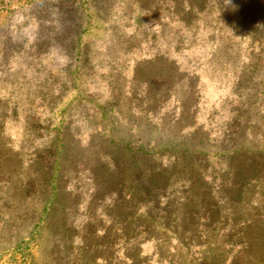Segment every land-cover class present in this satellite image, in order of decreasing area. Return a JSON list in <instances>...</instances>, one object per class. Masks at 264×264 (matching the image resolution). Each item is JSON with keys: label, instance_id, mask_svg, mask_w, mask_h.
Returning a JSON list of instances; mask_svg holds the SVG:
<instances>
[{"label": "rangeland", "instance_id": "1", "mask_svg": "<svg viewBox=\"0 0 264 264\" xmlns=\"http://www.w3.org/2000/svg\"><path fill=\"white\" fill-rule=\"evenodd\" d=\"M62 1L0 0V264H264V23H227L264 19V0H76L89 8L77 19ZM72 21L86 28L74 57ZM193 153L207 183L195 190ZM132 154L165 171L159 198L95 189L102 165ZM48 167L56 189L19 190ZM209 192L218 214L192 210Z\"/></svg>", "mask_w": 264, "mask_h": 264}, {"label": "trees", "instance_id": "2", "mask_svg": "<svg viewBox=\"0 0 264 264\" xmlns=\"http://www.w3.org/2000/svg\"><path fill=\"white\" fill-rule=\"evenodd\" d=\"M68 1H70V0H68ZM75 1L76 0L72 1V5L74 7L73 10L76 12V16H74V18L77 19L78 16H84V15L89 18V15H88L89 14V8H87L81 4H77V3L75 5L74 4ZM62 3L63 4L59 5L61 10L63 8H65L64 6L67 5V1L64 0V1H62ZM261 7L262 6L260 4H258V2H257L253 6V8H249V9H252L250 11L251 13H253V11L258 13V12H261V10H262ZM228 8H230V5L229 6L226 5L223 7V9H224L223 14L224 15L227 14ZM257 10H258V12H257ZM96 13L99 14V13H101V11L98 10V11H96ZM255 15L253 14V18L243 16V19L236 18L235 20H231L230 22L228 21L227 23L231 24V25L234 24L236 26V28H239V27L241 28L242 22H249L250 24H252L254 26L259 21L264 23L263 18L260 19V18H258V16H255ZM76 26L78 29L77 32L74 31V28H76ZM263 26H264V24H263ZM61 29H62V31H65V33L67 34V37L64 40V42L66 43L65 49H67L66 51H67L69 56H73V53H75L76 50H78V48L80 47L81 35L86 30V28L83 27V29H82V28H80V25H78V22L72 21L68 26H66V24L64 23V25L62 26ZM154 63H155V61H154ZM141 64L142 65H138L136 67V69L137 68H143L144 70L149 69V67L147 65H145V63H141ZM133 81L140 83V84L141 83H144L145 85L148 84V82L144 81V80L133 79ZM151 81H153L155 83L158 82V83L163 84L165 79H163L161 77H157L155 79L152 78ZM174 91L175 90H173V88H171V90H168V98H166V99H161V93L160 92L153 93V94L148 92L147 96H146L147 102L154 101V102H159V104H163L165 102H168L174 97V94H173ZM139 108H140V110H139ZM131 114L135 117L145 118V119L154 118V115H155L152 110L147 108V106L146 107L142 106V105L138 106L137 104L132 105ZM67 127H68V125H67ZM48 148H49L50 154H52V156L56 155L57 153H60L59 145H57V143L56 144L54 143V145H52V146H48ZM63 151H62V153H63ZM130 156H131V158H129V159L131 160V163L128 165L123 164L121 162L119 163L118 161L115 160L116 159L115 157H114L115 159H113L112 161L108 160L107 164L105 166L102 165L101 166L102 174L97 173L95 176H93L94 177L93 183H95V189L97 191H99L98 190L99 188L97 185H98V183H100L101 186H99V187L104 188L105 192L106 191H113V192L115 191L118 194V198L125 199L124 198L125 197L124 190H125V188H127L126 193H127L128 197L126 199L131 200V201L128 200L127 202H131V203L137 202V204H139V205H140L141 199H146V195H148V194H152L155 198H159L158 196H159L160 191L162 189H164L168 185V182H169V178L165 177V171H158V172H155V171L147 172L146 170H145V172H144V170L141 171L139 166L137 168H134L135 166L138 165V163H136L138 157L136 159V157L133 154ZM188 159H190V160L188 161L187 166H190L191 168L196 167V169L199 170L198 182L192 183V186L194 185L193 189L195 190L197 188L196 185L207 184L206 182L199 181V180H205L203 176H204V171L206 169V166L200 164V163H202V161H205V158L200 159L199 157H197L193 153V157L190 158V156H189ZM46 160H47V157H46ZM185 160H183V161H185ZM153 161H155V160L153 159ZM141 162H143V160H141ZM58 164L61 165V161H59L57 158H55L54 159V166L58 165ZM185 165H186V163H185ZM48 170L49 171H47V173L43 177L38 178V179H32L31 177L28 178V175L24 176L25 181L24 180L20 181L19 190L21 192H26V190H28L27 187H30L31 184H35L36 181H39V182L44 181V185H42V184L39 185V187L42 189L40 193H44L48 189L53 188V186L55 185L54 178L55 179H58V178H56L54 170H51L50 167H48ZM138 171H140V172H138ZM0 174H1L0 175V184H1V182L7 183L4 176H2V173H0ZM59 176H61V175H59ZM100 177H101V179H100ZM59 178H62V176ZM53 189H56V187ZM57 189H58V193H60L59 190H62L61 188H57ZM210 194H211L210 192L208 195L202 194L203 197L204 196L205 197L202 198V200H199V202H198V200H196L195 202H197V203L193 207L192 210H196L197 208H206L207 212L211 211L212 214L217 215L219 212L220 206H219L218 201H216V200L212 199V197H210ZM194 196L197 197L196 193H194ZM53 198L54 197H52V196H48L46 198V201H45L46 205L44 207V211L47 213H49L51 211V209L54 207L53 206ZM56 198H58V195L55 197V199ZM198 215H199V213H197V212L191 213V218L192 219H198V217H200ZM204 218L206 220L207 219L209 220L212 217L207 216V214H205ZM183 236H184V234L181 236V238ZM113 243H115V241L113 242V240H112L111 247L114 245ZM246 252L248 254L252 255L251 244H248L246 246ZM263 252H264V250H263ZM92 261H93V263H96V261H97L96 256L92 259Z\"/></svg>", "mask_w": 264, "mask_h": 264}]
</instances>
